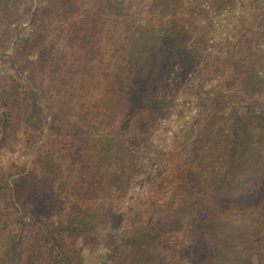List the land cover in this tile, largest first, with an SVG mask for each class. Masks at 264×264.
Listing matches in <instances>:
<instances>
[{
  "label": "rangeland",
  "instance_id": "374dc122",
  "mask_svg": "<svg viewBox=\"0 0 264 264\" xmlns=\"http://www.w3.org/2000/svg\"><path fill=\"white\" fill-rule=\"evenodd\" d=\"M0 264H264V0H0Z\"/></svg>",
  "mask_w": 264,
  "mask_h": 264
},
{
  "label": "trees",
  "instance_id": "16d2710c",
  "mask_svg": "<svg viewBox=\"0 0 264 264\" xmlns=\"http://www.w3.org/2000/svg\"><path fill=\"white\" fill-rule=\"evenodd\" d=\"M131 236H133V235H131Z\"/></svg>",
  "mask_w": 264,
  "mask_h": 264
}]
</instances>
